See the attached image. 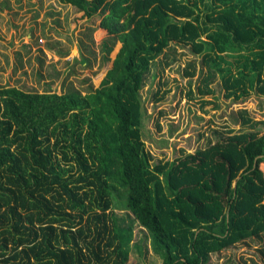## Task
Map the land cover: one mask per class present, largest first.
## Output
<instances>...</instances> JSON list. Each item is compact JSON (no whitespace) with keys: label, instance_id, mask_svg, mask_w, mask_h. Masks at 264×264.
Masks as SVG:
<instances>
[{"label":"trees","instance_id":"16d2710c","mask_svg":"<svg viewBox=\"0 0 264 264\" xmlns=\"http://www.w3.org/2000/svg\"><path fill=\"white\" fill-rule=\"evenodd\" d=\"M62 1L102 16L105 74L84 91L0 87V264H127L134 228L115 192L163 264H209L261 238L264 121L153 166L140 89L175 41L229 97L264 95V0Z\"/></svg>","mask_w":264,"mask_h":264},{"label":"rangeland","instance_id":"374dc122","mask_svg":"<svg viewBox=\"0 0 264 264\" xmlns=\"http://www.w3.org/2000/svg\"><path fill=\"white\" fill-rule=\"evenodd\" d=\"M81 18L77 6L62 0H0V87L84 91L98 82L105 74L102 44L109 39L100 28L99 13ZM206 75L202 55L192 44L175 41L145 73L140 89L143 139L153 166L206 148L230 133L261 129L254 123L264 121V95L229 97L220 75L208 82ZM260 167L264 172V163ZM115 194L113 210L134 228L127 264H163L150 232L125 209L126 195ZM209 264H264V234L212 253Z\"/></svg>","mask_w":264,"mask_h":264}]
</instances>
